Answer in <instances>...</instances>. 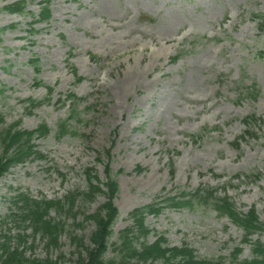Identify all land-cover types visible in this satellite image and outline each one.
<instances>
[{
	"label": "rangeland",
	"instance_id": "obj_1",
	"mask_svg": "<svg viewBox=\"0 0 264 264\" xmlns=\"http://www.w3.org/2000/svg\"><path fill=\"white\" fill-rule=\"evenodd\" d=\"M15 1L0 0V29L10 26L0 44V129L19 123L21 130L47 125L52 132L33 141L46 158L0 178V242L15 244L25 226L14 217L20 193L63 204L74 195L71 214L49 210L64 225L58 245L48 248L46 238L29 235L26 253L77 264L96 229L86 217L106 202L102 195L86 198V170L105 182L106 164L123 170L111 243L133 226L132 211L198 189L215 190L239 212L255 208L264 220V30L258 27L264 0H49V20L35 24L47 0H28L24 15L7 13ZM35 58L39 75L29 63ZM36 80L53 89L51 101L29 110L30 99L47 97ZM70 95L82 112L78 136L59 140L57 124L73 108ZM251 116V133L234 145ZM205 128L211 133L193 143L190 135ZM209 204L147 216V243L164 236V247L188 246L200 260H253L252 245L264 244V230L245 243L243 230ZM111 243L106 259L116 257Z\"/></svg>",
	"mask_w": 264,
	"mask_h": 264
},
{
	"label": "trees",
	"instance_id": "obj_2",
	"mask_svg": "<svg viewBox=\"0 0 264 264\" xmlns=\"http://www.w3.org/2000/svg\"><path fill=\"white\" fill-rule=\"evenodd\" d=\"M27 5V0H17L6 5L4 10L11 14L23 15L27 13ZM50 16L49 2L46 1L41 7L40 17L34 19L33 23L46 22ZM9 28L10 26L0 29V44L2 42L1 35ZM35 31L32 30V33H35ZM29 63L32 65L35 74L39 75L41 72L39 60L35 58L30 60ZM77 79L81 80L80 77H77ZM35 83L37 86L44 85L40 80H36ZM52 92V88L47 87L48 96L46 99L43 101L30 99L28 109H35L49 103V96H51ZM70 97L75 101L76 98L74 96ZM80 116L81 113L77 112L74 107L70 117L58 124L56 138L61 139L66 135H77L71 121L78 122ZM49 133L50 129L46 125H41L34 131L19 129V123L0 129V177L13 166L22 164L27 160L43 159L44 156L36 149L33 140L36 137L43 138L49 135ZM105 173L107 175V182L104 186L107 191H103L98 177L92 175L94 174L93 170H87L89 183L88 192L85 193L86 198L93 200L97 195H103L107 198V201L97 212L86 217L87 221L93 222L96 228L90 239L91 247L84 248L82 240H75L73 238L78 247L84 248L83 251L85 252V255L82 254L83 252L79 253L77 264H155L157 261H162L163 264H225L223 261L199 260L196 258L194 251L187 246L183 248L164 247L166 245V239L164 238H160L154 244L147 243L146 238L150 232L145 226L144 215L145 213L156 211L152 207L146 210H136L131 215L134 228L121 232L117 242L111 243L112 228L118 214L113 204V200L118 193V185L113 179L112 170L108 165L105 168ZM212 194V192L206 194L209 196L207 199H212ZM192 202L191 199L182 204L192 207ZM215 203L216 208L221 214H227L235 224L243 228L245 242H248L252 235L264 230V221L261 222L259 220L255 210H251L248 214L243 215L235 212L234 206L226 199L216 201ZM74 204V195L67 197V202L63 204L61 201H37L28 195L20 194L15 202L16 211L19 213L14 215V217H17V221L23 223L25 226L16 234L15 244L11 245V238L0 242V264H61L58 260L37 259L27 256L26 245L29 242V235L32 237L41 235L43 238H46L48 248L56 247L58 245L59 234L63 231L64 225L60 221L50 218L49 210L57 209V212L71 214L74 210ZM140 239H143V241ZM110 243L114 247L116 257L106 259L105 256L110 250ZM254 252L257 258L252 262H246V264H264V244L256 242Z\"/></svg>",
	"mask_w": 264,
	"mask_h": 264
}]
</instances>
